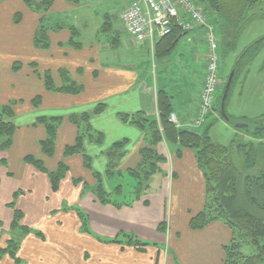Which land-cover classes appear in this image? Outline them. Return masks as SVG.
Wrapping results in <instances>:
<instances>
[{
	"label": "crops",
	"instance_id": "0c3cea01",
	"mask_svg": "<svg viewBox=\"0 0 264 264\" xmlns=\"http://www.w3.org/2000/svg\"><path fill=\"white\" fill-rule=\"evenodd\" d=\"M85 5L79 0H54L48 11L38 13L24 0H0V105L13 102L12 121L16 126L12 146L0 151V160L7 161L5 165L0 163V230L9 238L16 208L24 212V224L43 232V238L35 233L23 238L18 252L21 264H226L225 246L233 239V229L221 220L201 229L190 225L208 200L207 182L194 149L178 141L159 142L158 152L166 159L159 162L160 171L153 174L148 190L140 198L130 195V205H115V201L126 202L124 197L136 185L133 177V186L127 187L123 181L131 177L128 170L141 164V150L149 145L150 137L149 131L123 120L121 114L141 115L159 123L158 91L165 89L173 113L182 126H188L198 114L206 53L193 52L194 59L203 60L198 87L170 83L173 70L167 69L178 46L170 56L157 59L155 45L133 41L142 59L139 65L120 59L110 62L102 52L107 45L101 46L96 38L82 41L83 34L75 22L60 20L70 14L76 16ZM82 16L85 23L87 19ZM43 20L49 26L50 45L46 48L36 44ZM73 27L77 28L74 35ZM201 35L202 31L186 35L188 40L193 36L194 50L200 47ZM220 49L219 54H224L222 45ZM148 55L153 60L152 68ZM15 63L20 66L15 68ZM149 67L152 80L146 76ZM158 68L168 75L162 85L155 77ZM63 72L83 86L80 93L46 87L47 73L56 87H62ZM99 104L104 109L91 117L90 125L93 134H103V141L87 138L83 153L65 155L66 147L76 143L79 133L70 117L93 112ZM43 117L62 118L51 157L41 147V141L47 138L46 126L39 122ZM120 141H126L117 168L123 175L108 177L107 151ZM28 155L43 160L49 171H56L61 162L68 166L58 191H53L46 173L25 161ZM97 174L111 194L110 203L102 204L94 193ZM118 184H123L124 195L115 193ZM11 201L15 202L14 208L8 205ZM65 206L71 208L64 211ZM76 208L87 215L88 228H82ZM163 223L165 230L159 228ZM122 233H130L149 245L141 250L133 244L106 241ZM0 264L15 262L4 256Z\"/></svg>",
	"mask_w": 264,
	"mask_h": 264
},
{
	"label": "trees",
	"instance_id": "16d2710c",
	"mask_svg": "<svg viewBox=\"0 0 264 264\" xmlns=\"http://www.w3.org/2000/svg\"><path fill=\"white\" fill-rule=\"evenodd\" d=\"M24 1L38 13L48 11L54 2V0L42 2L36 0ZM198 1L197 3L209 13L210 11L216 13V15H213L212 21L216 24L220 45L223 46L224 53L226 52V48L235 43L238 35L253 18L264 15V8L261 7L264 0ZM202 2L207 7L201 5ZM19 18L20 16L17 15L16 19L18 20ZM48 27L43 20L36 35L37 46L49 47ZM74 28L72 29L73 35L77 29ZM105 30L107 29L103 27V31ZM184 34L185 32L181 29L174 28L170 34L159 39L155 43V58L162 59L170 56L177 48L179 40ZM115 40L119 41L117 37ZM263 47L264 42H256L245 49L236 65L233 84L237 74L245 65L251 62L250 59H245L252 52L260 50ZM19 66V63H15L14 65L15 68ZM63 74L65 84L58 88L55 86L51 74L47 73L45 76L46 87L51 90L58 89L70 93H80L83 90L82 85L73 82L67 73L63 72ZM227 81L228 79L226 78L222 82L221 93L217 98V110L219 112ZM233 84L228 94L227 104ZM12 104L13 102L0 105V151L9 149L13 144L16 126L12 121ZM158 107L160 111L159 123L156 119L142 117L141 115L129 117V115L121 114L123 120H129L149 131L150 137L149 145L141 150V164L137 168L127 171V174L136 180V185L133 186L129 195L124 197L128 199L126 202L124 200L122 202L115 201V205L121 206L125 203L130 205V195H132V198H140L148 190L153 174L160 171L159 162H163L166 159L163 154L158 152L157 145L164 139L169 142L178 141L183 147L195 150L198 164L203 170L207 182L208 200L205 209L192 218L191 228L201 229L209 223L221 220L231 227L234 233L232 241L225 246L226 264H264V114L254 122L255 126L247 122L248 125L241 130L251 136L250 142L240 143L235 138L230 144L226 145L215 142L209 134V129L202 133L195 128L178 127L171 121V114L173 113L171 99L165 89L158 91ZM103 109L104 105L99 104L93 112H85L79 115L74 114L70 117L71 121L78 126L79 133L76 143L66 147L65 155L83 153L87 138L97 143L103 141V134L101 132L93 134L90 125L91 117L94 114L100 113ZM230 119L232 121L231 117ZM39 122L44 124L47 129V138L41 141L42 150L45 155L51 157L55 154L58 127L62 122V118L43 117L39 119ZM252 126L254 127L252 128ZM256 141L257 144L255 143ZM125 144L126 141L116 142L107 151L109 158L108 177H112L117 173L123 175L117 168L120 159L123 157ZM25 161L48 175L53 191L59 190L60 183L66 177L69 170L68 166L61 162L56 171H49L43 160L32 155L25 157ZM0 163L5 165L7 161L6 159H1ZM255 169H257V172L248 174L249 171ZM96 177L98 183L94 188V193L102 204L110 203L113 201L111 194H108L104 189L101 176L97 174ZM75 183H78V181H75ZM124 191L123 184H118L115 188L117 195H124ZM18 193L15 194V197ZM8 205L14 208L15 202L11 201ZM70 208L65 206L63 210H69ZM76 211L81 220L82 228H88L87 215L78 208H76ZM24 217L22 210L14 209V217L8 230L9 238L5 242V245L0 247V259L4 256H9L15 264H21L23 263V259L19 256L18 252L23 238L30 233H35L41 238L44 237L42 231L24 224ZM165 226V223H163L159 228L165 230ZM4 232L3 229L0 230V238ZM106 241L127 243L128 245L133 244L141 250L143 246L149 245L148 242L138 239L130 233H122L121 236L107 239ZM245 244L252 245L256 251L252 254H245L243 252Z\"/></svg>",
	"mask_w": 264,
	"mask_h": 264
},
{
	"label": "rangeland",
	"instance_id": "374dc122",
	"mask_svg": "<svg viewBox=\"0 0 264 264\" xmlns=\"http://www.w3.org/2000/svg\"><path fill=\"white\" fill-rule=\"evenodd\" d=\"M130 1L131 0H79V2L85 3L86 5L76 11L77 17L74 16V14H70L66 17L63 16L60 20L68 23L75 22L83 34L82 41L85 40V42L88 43L91 42L93 38H96L100 40L99 43L101 46L107 45L108 47L104 46L102 48V52L105 59H108L110 62H117L120 59L126 63L139 65L142 59L140 55L136 54V47L132 44L133 40L126 32L120 16ZM201 5L207 7L203 2ZM261 7L264 8V2ZM210 13V18H213L214 14L216 15L214 12L210 11ZM82 15L87 19L85 22L86 25H84L85 23L82 21ZM103 27L107 30L101 32ZM116 37L119 41L115 40ZM263 37L264 15H259L246 25L245 29L238 35L235 43L230 45L229 48H226L224 54L221 55L220 53L219 70L222 82H224L226 78L228 79L232 70H236V65L245 49ZM195 45L196 43H194L193 40L189 41L186 35L180 38L178 48L170 58L172 66L167 69V71L173 70L172 77L170 76L173 80L170 81L172 85L181 87H190L194 84L198 87L200 85V73L203 72L201 71L203 60L194 59L193 52L205 54V51H207V43L203 39L199 49L194 50L193 47ZM248 59H250L251 62L243 67L237 74L234 84L232 83L233 88L226 108L227 114L232 118V121H226L218 111L217 116H209L207 121L197 128V130L202 133L209 129V134L215 142L228 145L235 138H237V141L240 143L250 142L251 136L247 135V132L241 131L243 128H238L237 124L243 123L248 125V123H250V125L255 126L254 122L264 114V47L252 52L245 60ZM148 61L152 68L153 60L151 55H148ZM150 67L149 73L146 72V76L147 79L149 78V80H152ZM167 76L168 75L164 71L162 72V70L158 68L155 77L161 82L160 85L164 84V81L167 80ZM220 93L221 92H219V96ZM188 125L193 128L191 123ZM254 126H252V128ZM255 143L257 144V141ZM134 181L132 177H127L123 182L128 187L133 186L132 184ZM1 235L0 247L4 246L8 239L7 235ZM255 251V247L250 244H245L243 246V252L245 254H252Z\"/></svg>",
	"mask_w": 264,
	"mask_h": 264
},
{
	"label": "built area",
	"instance_id": "2783aa9c",
	"mask_svg": "<svg viewBox=\"0 0 264 264\" xmlns=\"http://www.w3.org/2000/svg\"><path fill=\"white\" fill-rule=\"evenodd\" d=\"M122 22L133 41L151 45L179 28L188 35L202 31L207 43L204 84L199 96V111L192 121L194 128L202 126L209 116L218 115L217 95L222 85L219 70L220 42L216 24L196 0H132L122 11ZM193 36L189 40H193ZM171 121L181 126L175 113Z\"/></svg>",
	"mask_w": 264,
	"mask_h": 264
},
{
	"label": "water",
	"instance_id": "95a60500",
	"mask_svg": "<svg viewBox=\"0 0 264 264\" xmlns=\"http://www.w3.org/2000/svg\"><path fill=\"white\" fill-rule=\"evenodd\" d=\"M257 42H264V37L262 39H260L259 41ZM235 73H236V70H232V72L230 73L229 77H228V81H227V84L225 86V91H224V94L222 96V100H221V106H220V111H221V116L226 120V121H231L229 115L227 114V99H228V94H229V91H230V88L232 86V83H233V80H234V76H235ZM247 124H243V123H240V124H237V127L238 128H243V127H246ZM257 172V169L255 170H252V171H249L248 174H253Z\"/></svg>",
	"mask_w": 264,
	"mask_h": 264
}]
</instances>
